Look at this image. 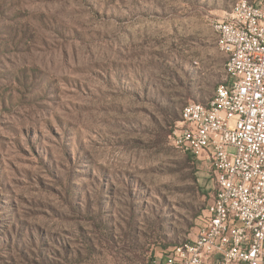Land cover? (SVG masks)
<instances>
[{"label":"rangeland","instance_id":"obj_1","mask_svg":"<svg viewBox=\"0 0 264 264\" xmlns=\"http://www.w3.org/2000/svg\"><path fill=\"white\" fill-rule=\"evenodd\" d=\"M238 1L0 0V264H152L196 234L216 184L169 135L224 80Z\"/></svg>","mask_w":264,"mask_h":264},{"label":"built area","instance_id":"obj_2","mask_svg":"<svg viewBox=\"0 0 264 264\" xmlns=\"http://www.w3.org/2000/svg\"><path fill=\"white\" fill-rule=\"evenodd\" d=\"M212 23L230 81L214 101L187 103L169 137L216 188L196 234L152 264H264V2L239 0Z\"/></svg>","mask_w":264,"mask_h":264},{"label":"bare ground","instance_id":"obj_3","mask_svg":"<svg viewBox=\"0 0 264 264\" xmlns=\"http://www.w3.org/2000/svg\"><path fill=\"white\" fill-rule=\"evenodd\" d=\"M237 4H239V1L236 4H234L233 6H231L230 9H232L233 7H236ZM211 26H212V29L214 30V32L217 35V41H218V44H219V47H220L219 32H217V29H216V26H215L214 23H211ZM220 49L226 56V61H225V66H224V80L216 85L215 90L213 92V95L210 98H208L207 101H214L215 93H217V90L224 88V86L227 83H229V81H230V75H231V72H232V55H230V51L229 50L223 49V47H220ZM191 103H193V104H202L200 102H191ZM181 112H187V104H185V106L182 108ZM186 241L187 240H185L183 242H186Z\"/></svg>","mask_w":264,"mask_h":264},{"label":"trees","instance_id":"obj_4","mask_svg":"<svg viewBox=\"0 0 264 264\" xmlns=\"http://www.w3.org/2000/svg\"><path fill=\"white\" fill-rule=\"evenodd\" d=\"M192 157V156H191ZM193 158V157H192Z\"/></svg>","mask_w":264,"mask_h":264}]
</instances>
